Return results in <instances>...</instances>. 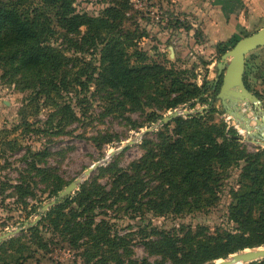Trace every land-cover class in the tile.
Returning <instances> with one entry per match:
<instances>
[{
  "label": "rangeland",
  "instance_id": "1",
  "mask_svg": "<svg viewBox=\"0 0 264 264\" xmlns=\"http://www.w3.org/2000/svg\"><path fill=\"white\" fill-rule=\"evenodd\" d=\"M71 1L77 14L110 18L114 27L110 38L114 39V45L117 42L118 51L124 53L127 65L141 80L127 93L102 78L97 68L105 44L99 41L94 47L85 44L82 40L85 26L78 33L65 35L60 31L56 36L54 44L68 59L58 76V88L26 79L24 74L16 73L13 65H7V60L0 59V236L23 228L0 243V264H86L79 256L82 250H75L62 236L48 230V222H42L48 211L42 214L38 233L48 241L47 249L40 248L39 240L26 223L35 221L42 206L58 196H50L52 188L60 183L65 189V185L80 178L97 162L103 164L81 184L98 179L108 189L110 168L129 169L150 148L157 156L160 154L158 159L162 157L157 146L166 137L174 136L176 128L174 122L163 124L162 119L175 111H190L189 115L176 119H202L205 126L224 128L227 137L229 131L235 132L239 137L237 145H233L235 153L264 152V147L252 143L245 132H240L216 98L217 89L212 87L217 76L210 70L215 69L222 53L218 51L220 42H212L209 32L214 31L212 25L226 19L216 8L220 0ZM236 13L244 25V35L264 28V0H243L242 9ZM247 61V83L264 107V48L248 54ZM44 77L47 81L57 78L51 72ZM206 83L207 92L198 97L187 92L188 88ZM155 125L156 128L140 137ZM132 140L136 143L107 159ZM33 163L43 172L34 170ZM244 165V161L235 163L218 183L211 185L216 190L215 196L184 195L181 188L187 184L180 175L173 173L171 177L177 184L174 189L163 185L170 176L160 178L157 173L148 172L143 192L142 188L132 189L133 193H147L143 202L161 201V197L174 202L204 198L212 204L181 213L173 210L161 213L147 206L136 211L123 201L97 208L96 220L100 221L106 213L105 218L120 235L130 234L132 259L160 261L161 256L150 253L142 238L152 227L171 231L185 226L195 232L205 229L207 235H215L220 229H235L230 220L232 191L240 189L239 175ZM83 208L74 203L66 211ZM231 257L213 261L196 258L185 264H218Z\"/></svg>",
  "mask_w": 264,
  "mask_h": 264
},
{
  "label": "trees",
  "instance_id": "2",
  "mask_svg": "<svg viewBox=\"0 0 264 264\" xmlns=\"http://www.w3.org/2000/svg\"><path fill=\"white\" fill-rule=\"evenodd\" d=\"M222 2L221 8L228 17L243 7L242 0ZM75 12L71 0H0V59L7 60V65H13L16 73L24 74L26 79L41 86L54 85L58 88V76L68 59L62 49L54 44L56 36L60 31L65 35L78 33L85 26L87 30L82 38L85 44L89 47L97 46V41L105 44L100 50L99 75L125 92H132L141 79L127 65L124 53L116 47L117 42L114 45V39L110 38L114 30L110 18L88 17ZM231 20L236 23L239 33L218 44V51L222 55L248 35H244L245 29L236 22V18ZM46 72L53 73L57 78L47 81L44 77ZM245 83L250 89L246 73ZM207 84L188 88L187 92L198 97L207 92ZM212 87L214 89V85ZM216 89L218 93L219 85ZM172 122L176 125L174 136L166 137L157 146L162 157L158 159L160 154L157 156L150 148L139 161L131 163L129 169L112 167L107 170L112 174L110 188L107 189L98 179L86 180L75 196L61 199L47 212L42 222H48V230L62 236L75 250H82L79 256L84 258L86 264H168L167 261L185 264L196 258L204 261L227 258L246 249L264 246V152L235 153L233 145H237L239 140L236 133L229 131L230 137H227L224 128L205 126L202 119L179 118ZM144 143L149 145L148 141ZM240 161H244L245 165L239 175L240 189L232 191L234 203L230 209V220L235 224V229H220L215 235H207L203 232L205 229L195 232L185 226L171 231L152 227L142 238H145L143 242L150 253L161 256L160 261L132 259L130 234L120 235L115 225L105 218L106 213L101 215L100 221L96 220L97 208L112 207L123 201L136 211L147 206L161 213L169 210L181 213L185 209L212 204L204 198L194 199L193 202H174L171 198L165 200L161 197V201L149 199L143 202L144 195L147 196V193L141 194L146 174L157 173L160 178L170 176V180L163 185L175 189L177 184L171 177L176 173L187 184V187L181 188L184 195L200 197L209 193L215 196L216 190L211 185L218 183L222 175ZM34 164L32 168L42 173L43 170ZM135 188H142V192L133 193L132 189ZM63 189L64 186L58 183L50 190V196L58 195ZM74 203L84 207L83 210L67 212ZM40 226L41 222L29 230L39 240L40 248L47 249L48 241L38 234ZM250 264H264V260Z\"/></svg>",
  "mask_w": 264,
  "mask_h": 264
},
{
  "label": "water",
  "instance_id": "3",
  "mask_svg": "<svg viewBox=\"0 0 264 264\" xmlns=\"http://www.w3.org/2000/svg\"><path fill=\"white\" fill-rule=\"evenodd\" d=\"M264 47V28L244 36L228 51H226L216 62L215 69L217 77L214 89L219 85V91L216 98L221 102L228 117L240 128V132H245L249 141L264 147V107L261 99L252 92L245 83L246 59L251 52ZM191 112L184 110L182 113L175 111L169 116L163 117L162 123L168 124L181 115H189ZM157 126L147 129L140 135L142 137L147 132L152 131ZM136 143L135 140L129 141L125 146L111 153L109 159L115 154L122 152L125 148ZM103 163L97 162L88 168L84 174L72 181L63 189L58 196L42 206L41 215L35 221L26 223L29 227L36 226L40 221L42 214L49 211L58 201L71 196L76 192L85 178L100 167ZM23 228H18L14 232H6L0 236V243L10 236L20 233ZM264 259V248H254L249 251L235 253L230 259L222 260L218 264H250Z\"/></svg>",
  "mask_w": 264,
  "mask_h": 264
},
{
  "label": "crops",
  "instance_id": "4",
  "mask_svg": "<svg viewBox=\"0 0 264 264\" xmlns=\"http://www.w3.org/2000/svg\"><path fill=\"white\" fill-rule=\"evenodd\" d=\"M243 2V0H242ZM220 3H223L222 0H220ZM216 8H219L222 12V8H221V4H217ZM223 15L226 19H224L223 21L220 20V22L217 24H214L212 25L213 26V29L214 31L212 32H209V37L210 39L215 41L218 43V42H224V41H227L229 40L234 34L238 33L239 30H238V27L236 25V23L234 21L231 20V18H236L237 21L242 27L244 26L242 21L240 20L238 14L236 12L234 13H231L230 17L226 16L223 12ZM230 18V19H229ZM264 47H261L257 50H260V49H263ZM217 62V61H216ZM216 68V67H215ZM210 73L211 74H214V77L217 76V73H216V69H212L210 70Z\"/></svg>",
  "mask_w": 264,
  "mask_h": 264
},
{
  "label": "bare ground",
  "instance_id": "5",
  "mask_svg": "<svg viewBox=\"0 0 264 264\" xmlns=\"http://www.w3.org/2000/svg\"><path fill=\"white\" fill-rule=\"evenodd\" d=\"M247 252V251H246Z\"/></svg>",
  "mask_w": 264,
  "mask_h": 264
}]
</instances>
